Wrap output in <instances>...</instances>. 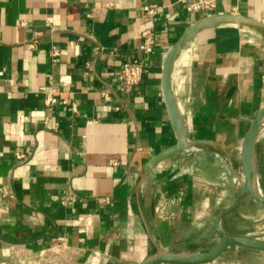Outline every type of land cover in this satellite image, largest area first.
Instances as JSON below:
<instances>
[{"label": "crops", "instance_id": "1", "mask_svg": "<svg viewBox=\"0 0 264 264\" xmlns=\"http://www.w3.org/2000/svg\"><path fill=\"white\" fill-rule=\"evenodd\" d=\"M189 1L0 0V264H138L156 251L152 234L175 251L208 249L201 243L235 198V179L222 173L230 162L196 145L140 175L178 142L163 66L207 16ZM210 13L241 20L186 44L173 89L190 137L226 146L236 165L264 107V0H217ZM137 57L144 77L126 91L118 73ZM42 89L58 101L46 104ZM252 202L244 195L223 217L227 232L225 218ZM203 264H264V252L236 248Z\"/></svg>", "mask_w": 264, "mask_h": 264}, {"label": "water", "instance_id": "2", "mask_svg": "<svg viewBox=\"0 0 264 264\" xmlns=\"http://www.w3.org/2000/svg\"><path fill=\"white\" fill-rule=\"evenodd\" d=\"M240 20L241 17L237 13L207 15L188 27L169 50L164 61L162 85L170 119L176 131L178 142L176 145L155 155L144 169L140 171L142 182L161 160L196 145H213L215 149L230 162L234 174L238 175L239 178L233 203L224 209L215 221V229L220 234V238L215 245L203 251H175L170 246L159 242L157 237L152 234L151 238L156 245V251L138 264H203L212 260L225 258L233 248H246L264 252V240L253 238L246 234L229 233L222 226L223 217L238 207L245 194H250L256 201L264 205V192L259 186L256 169V146L259 131L261 128H264V107L255 113L242 141L239 158L242 163V178L234 164L233 154L226 146L217 145L212 140L192 139L190 137L189 130L178 106L173 89L174 65L186 44L198 34V32L205 28L240 22Z\"/></svg>", "mask_w": 264, "mask_h": 264}, {"label": "rangeland", "instance_id": "3", "mask_svg": "<svg viewBox=\"0 0 264 264\" xmlns=\"http://www.w3.org/2000/svg\"><path fill=\"white\" fill-rule=\"evenodd\" d=\"M262 159H264V130H262V134L260 135V139H258L256 146V169L257 174L259 175H257V179L260 188H262V190L264 191V162L262 161ZM222 163V173L227 172L225 176L229 178H235L234 183L238 184V179H236V176L232 173L231 167L228 162L224 159ZM235 166L238 172L243 174L241 167L242 163L240 159H238ZM245 196L250 197V199H252L253 201L250 204V207H246L244 209L241 208L239 209V211H236L231 217L225 218L224 224L227 226L229 224V226L227 227L228 231L233 234H246L253 238L264 240V205L256 201L250 194H245ZM219 238L220 234L214 231L213 234L210 236V239L201 243L202 247L211 248L213 245L216 244Z\"/></svg>", "mask_w": 264, "mask_h": 264}, {"label": "built area", "instance_id": "4", "mask_svg": "<svg viewBox=\"0 0 264 264\" xmlns=\"http://www.w3.org/2000/svg\"><path fill=\"white\" fill-rule=\"evenodd\" d=\"M217 0H191L187 4L188 11H205L206 15H211V11L216 7ZM149 13H155L153 8L149 9ZM155 29L148 28L144 32V42L141 44V49L149 54L153 51V47L155 44ZM58 48H53L51 50V54L53 56L59 54ZM145 73V58L137 57L134 59L125 60L119 70L118 78L121 82L122 89L128 91L134 89L137 85L141 83L143 80ZM45 94V103L48 105H52L56 103L58 100L54 96V94L46 89H42ZM63 103L71 104L74 110H77L76 103L70 101L69 99H64ZM21 157V156H20Z\"/></svg>", "mask_w": 264, "mask_h": 264}, {"label": "bare ground", "instance_id": "5", "mask_svg": "<svg viewBox=\"0 0 264 264\" xmlns=\"http://www.w3.org/2000/svg\"><path fill=\"white\" fill-rule=\"evenodd\" d=\"M262 129H263V128H261V130L259 131V135H260V132L262 131ZM259 135H258V137H259ZM257 141H258V140H257ZM190 164H191V163H190ZM190 167H191V166H190ZM192 168H193V167H192ZM239 175H241L242 178H243V174L240 173ZM257 175H258V174H257ZM235 176H236V179L239 180L238 175L235 174ZM258 176H259V175H258ZM234 179H235V178H234ZM262 191H263V190H262ZM263 192H264V191H263Z\"/></svg>", "mask_w": 264, "mask_h": 264}]
</instances>
